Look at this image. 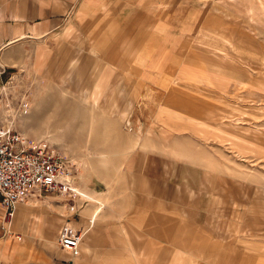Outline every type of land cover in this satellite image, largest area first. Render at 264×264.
Masks as SVG:
<instances>
[{"label": "crops", "instance_id": "1", "mask_svg": "<svg viewBox=\"0 0 264 264\" xmlns=\"http://www.w3.org/2000/svg\"><path fill=\"white\" fill-rule=\"evenodd\" d=\"M205 1L0 0V84L25 71L56 76L79 62L70 82L88 85L85 97L107 109L125 108L124 94L130 89L127 109L136 123L124 160L125 185L93 191L96 196L89 203H66L59 196L18 202L10 215L0 203V264H179L205 259L204 243L195 250L174 248V235L164 234L168 220L158 213L164 205L185 207L184 190L159 186L172 179L173 143L162 136L172 131L192 134L185 125L197 119L167 102L165 82L207 92L214 99L234 85L231 75L176 61L178 45L190 33L189 19L203 17ZM221 1L250 18L264 11V0ZM149 24L154 35L148 45L154 49L147 57L137 55V76H125V54L136 38L144 43ZM170 91L171 98L186 99L178 87ZM142 103L151 109H140ZM190 103L198 107L194 99ZM73 235L81 238L77 256L60 244L62 237Z\"/></svg>", "mask_w": 264, "mask_h": 264}, {"label": "rangeland", "instance_id": "2", "mask_svg": "<svg viewBox=\"0 0 264 264\" xmlns=\"http://www.w3.org/2000/svg\"><path fill=\"white\" fill-rule=\"evenodd\" d=\"M229 6L206 0L203 17L189 19L190 33L175 57L177 62L231 75L230 90L214 99L207 92L165 82L167 89L178 87L186 96L183 102L165 89L167 102L197 118L185 125L194 133L164 131L162 136L173 143L172 179L159 186L184 190L181 200L190 207L174 210L164 205L158 210L168 220L164 234L174 235V248L195 250L204 243L206 250L204 260L179 264H264V11L259 9L262 17L259 13L250 18ZM148 27L144 43L136 38L125 54V76H137V55L147 57L154 49L148 45L153 26ZM78 64L56 76H30L25 71L0 84V122H12L29 137L43 138L71 160L77 196L67 203L93 202V191L125 185L124 160L136 125L127 109L133 98L126 96L130 89L124 94L125 108H103L94 99L92 104L85 97L88 85L70 82ZM193 99L198 107L190 103ZM144 105L140 109L147 108Z\"/></svg>", "mask_w": 264, "mask_h": 264}, {"label": "built area", "instance_id": "3", "mask_svg": "<svg viewBox=\"0 0 264 264\" xmlns=\"http://www.w3.org/2000/svg\"><path fill=\"white\" fill-rule=\"evenodd\" d=\"M71 160L44 140L33 141L12 122H0V203L10 215L23 201L48 196L75 200ZM79 235L64 236L60 244L73 256L81 252Z\"/></svg>", "mask_w": 264, "mask_h": 264}, {"label": "bare ground", "instance_id": "4", "mask_svg": "<svg viewBox=\"0 0 264 264\" xmlns=\"http://www.w3.org/2000/svg\"><path fill=\"white\" fill-rule=\"evenodd\" d=\"M23 134L24 135H27V134H25L24 132H23ZM27 136H29V135H27ZM30 138L33 140V141H37V140H43V138H34V137H31L30 136ZM78 193V192H77ZM31 202V201H30ZM39 203V202H38Z\"/></svg>", "mask_w": 264, "mask_h": 264}]
</instances>
